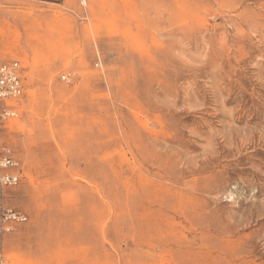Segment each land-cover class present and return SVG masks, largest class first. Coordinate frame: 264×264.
<instances>
[{
  "label": "rangeland",
  "instance_id": "1",
  "mask_svg": "<svg viewBox=\"0 0 264 264\" xmlns=\"http://www.w3.org/2000/svg\"><path fill=\"white\" fill-rule=\"evenodd\" d=\"M14 60L0 264H264V0H0Z\"/></svg>",
  "mask_w": 264,
  "mask_h": 264
},
{
  "label": "built area",
  "instance_id": "2",
  "mask_svg": "<svg viewBox=\"0 0 264 264\" xmlns=\"http://www.w3.org/2000/svg\"><path fill=\"white\" fill-rule=\"evenodd\" d=\"M98 66V64H96ZM24 68L19 61H9L0 65V131L5 128L9 120L16 118L14 106L5 103L18 104L25 97ZM72 75L64 74L62 80L70 82ZM23 177V166L15 151L10 147L0 150V237L15 232L16 228L28 222L27 214L11 208L5 202V191L20 185ZM2 254H0V261Z\"/></svg>",
  "mask_w": 264,
  "mask_h": 264
},
{
  "label": "bare ground",
  "instance_id": "3",
  "mask_svg": "<svg viewBox=\"0 0 264 264\" xmlns=\"http://www.w3.org/2000/svg\"><path fill=\"white\" fill-rule=\"evenodd\" d=\"M209 198V197H208Z\"/></svg>",
  "mask_w": 264,
  "mask_h": 264
}]
</instances>
